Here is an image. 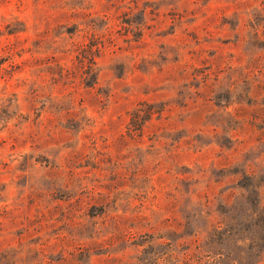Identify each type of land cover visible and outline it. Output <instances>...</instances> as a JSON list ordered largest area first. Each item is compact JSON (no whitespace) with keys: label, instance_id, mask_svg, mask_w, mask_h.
<instances>
[{"label":"rangeland","instance_id":"1","mask_svg":"<svg viewBox=\"0 0 264 264\" xmlns=\"http://www.w3.org/2000/svg\"><path fill=\"white\" fill-rule=\"evenodd\" d=\"M0 264H264V0H0Z\"/></svg>","mask_w":264,"mask_h":264}]
</instances>
